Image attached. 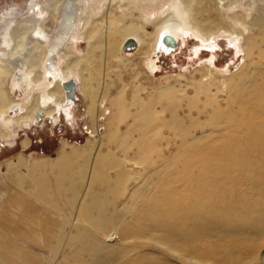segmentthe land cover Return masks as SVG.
Instances as JSON below:
<instances>
[{
    "label": "bare ground",
    "instance_id": "6f19581e",
    "mask_svg": "<svg viewBox=\"0 0 264 264\" xmlns=\"http://www.w3.org/2000/svg\"><path fill=\"white\" fill-rule=\"evenodd\" d=\"M0 7L2 139L15 137L13 127L33 125L35 114L47 116L53 123H57L59 111L69 118L76 87L85 89L87 79L81 74L98 49L103 59L125 64L129 60L122 50L126 40H133L134 47L149 59L153 51L169 54L177 50L179 42L191 34L199 37L203 45L219 34L227 36L231 43L241 35L231 27L240 22L237 13L226 16L212 0H5ZM262 22L263 19L253 18L252 24L258 26ZM147 25L152 27L150 32ZM164 35L174 39V48L161 42ZM78 40L87 45L81 57L67 47L75 50ZM242 51L247 64H242L236 78L235 75L222 82L229 88L225 107L211 94L219 82L212 80L206 66L203 70L207 73L196 81L198 88L186 98L188 111L201 95L203 103L211 107L210 114L205 106L198 113L209 119L212 128L222 129L218 144H207L202 137L185 141L182 147L190 153L185 171L173 177L174 163H165L167 177L154 169L152 174L159 183L151 196H144L150 181H131L130 187L124 188L126 202L116 215L108 214L98 192H89L88 199L80 195L79 184L91 176L92 182L98 176L102 182L122 185L138 160L151 164L147 154L160 150L157 142L163 126L162 109L156 110L139 97L134 96L129 107L120 92L106 99L110 108H105L108 118L100 136L105 141L100 140L99 145L87 140L83 146L74 147L62 141L54 157L27 159L18 153L0 163V264H98L100 256L118 244V240L112 243L117 233L122 241L130 237L154 240L156 230L165 234L168 248L179 251L177 245L181 241L173 236L189 243L214 225H218L216 231H222L233 228L236 221L249 224L230 209L219 211L208 206L205 189L210 185L208 176L247 167L248 160H242L243 156L264 147V32L258 33L257 29L244 36ZM66 80L75 82L73 98L62 89ZM103 83L102 78L100 85ZM170 90L173 88L163 93L167 95ZM178 91L183 92L182 86ZM10 93L23 98H12ZM88 98L86 115L94 121V101ZM174 124L179 135L185 137L180 118H175ZM106 142L116 143L117 151L106 147L100 152L98 149ZM28 145L27 139L21 142L23 149ZM208 151H220L225 163L216 165ZM79 159L84 161L80 166ZM196 166L199 173L189 174ZM107 168L115 170L114 177L107 174ZM54 169L69 172L75 195L64 200L56 197L63 176L51 177ZM202 179L204 182H200ZM173 180L184 184V194L172 189ZM123 216H129V221L122 222ZM251 230L247 228L248 232ZM180 253L193 254L186 245ZM143 260L141 257L138 262Z\"/></svg>",
    "mask_w": 264,
    "mask_h": 264
},
{
    "label": "rangeland",
    "instance_id": "374dc122",
    "mask_svg": "<svg viewBox=\"0 0 264 264\" xmlns=\"http://www.w3.org/2000/svg\"><path fill=\"white\" fill-rule=\"evenodd\" d=\"M22 1L24 0H16L17 3ZM212 1L215 2L218 11L226 16L237 13L240 22L231 26L241 33L237 40L231 43L227 36H219V34L218 37L215 36L212 41L203 45L199 37L191 34L184 39V42H179L177 50L169 54H158L153 51L149 59L137 50V46L123 50L129 59L125 64L112 63L108 57L103 59L101 50H96L91 64L89 63L81 74L87 79L85 89L80 91L79 87H76L74 106L70 110L71 116L66 118L62 111H59L57 123H53L49 117L38 115L35 123L29 128L13 127L11 131L15 133L14 138L2 139L0 135V163L18 153L27 159L54 157L62 141L74 147L83 146L87 140L99 145L101 141H105L101 140L100 136L105 131L108 118L104 113L105 108H110L109 101L106 99L120 92L128 107L135 96L143 99L156 110L162 109L163 126L157 142L160 150L150 151L147 154V159L151 164H147L142 158L138 160L137 166L133 167V170L129 169L128 177L122 185H114L112 181L102 182L98 176L91 182V176L80 182V195L88 199L89 192H98L106 204L108 214L116 215L126 202L127 193L124 192V188H129L131 181L140 182L142 180V183L150 181L151 186L147 187L144 196H151L155 194V185L159 183V180L152 174L154 169L161 170L162 175L167 177L169 173L163 170V167L165 163H174L173 177L176 173L184 172L190 155L182 147L185 141L192 142L202 137L207 144L216 145L223 134L222 129L212 128L208 124L209 119H203V114L198 113V109L204 106L207 112L211 113V107L203 103L202 95L194 102L196 107H191L193 109L190 108L189 111L186 108V98L192 97L194 90L198 88L196 81L201 75L207 73L203 67H209L212 80L219 82L215 85L216 87H212L211 94L219 100L222 107H225V96L229 88L227 83L222 82L235 75L236 78L240 67L247 64L246 61L244 62L242 51L244 36L256 33L257 29L258 33L264 32L263 22L258 26L252 24L253 18L264 20V0ZM227 7L232 8L227 10ZM239 23H242V26ZM151 30L152 27L147 25V31ZM78 42L75 50L67 47L68 51L81 57L85 55L87 45L84 40H78ZM195 48L198 49L194 50ZM253 58H256V55H253ZM247 59L249 60V57ZM78 78L81 80L80 75ZM102 78L104 79L103 86L100 85ZM180 86L183 92L178 91ZM167 88H173V90L165 95L163 92ZM85 92L94 101L92 104V109L96 112L94 121H90L86 115V107L90 101ZM10 95L12 98H23L17 94L10 93ZM175 118H180V128L186 133L185 137L179 135L174 124ZM120 127L122 131L123 124H120ZM0 132L4 131L0 129ZM24 139L29 141L25 149L21 146ZM120 140L127 142L124 138ZM232 143L239 144L240 142L233 141ZM115 144L106 142L104 147L98 150L104 152L106 147H110L116 152ZM258 149H254L256 151L248 156H243L242 160H248L247 167L237 168L226 174L208 176L210 185L205 188L208 206L211 205L219 211L230 209L236 217L247 220L249 224L242 225L236 221L232 230L222 231H216L218 225H214L205 230L207 233L200 237L197 236L189 243L173 236V239L181 241L177 245L179 251L168 248L165 243L167 241L165 234L159 230L153 233L154 240L130 237L122 241L117 233L112 243L118 240V244L111 252L100 256L98 264H264V147H258ZM208 153L217 161L216 165L225 163V156L220 151H208ZM80 161L81 159L77 162L79 166L84 162ZM115 173L114 169L107 168L109 176L114 177ZM198 173V166L189 172V174ZM51 177L60 178L57 198L59 196L64 200L75 195L73 188L75 184H71L68 178L69 172L54 169ZM187 177L190 178V175ZM173 181L172 189L184 194L186 191L184 184ZM183 182L186 183V178ZM200 182H204V179ZM141 205L140 202L137 206L141 207ZM129 219V216H123L121 221L126 223ZM187 224L194 226L192 222ZM248 227L252 229L249 232ZM234 236L237 238L234 239ZM184 245L189 247L192 255L180 253ZM141 257L144 260L139 263L138 259Z\"/></svg>",
    "mask_w": 264,
    "mask_h": 264
},
{
    "label": "water",
    "instance_id": "95a60500",
    "mask_svg": "<svg viewBox=\"0 0 264 264\" xmlns=\"http://www.w3.org/2000/svg\"><path fill=\"white\" fill-rule=\"evenodd\" d=\"M161 42L163 44H167L169 47L174 48L175 46V41L171 36L164 35L161 38ZM134 47V41L133 40H126L123 45H122V50H126L129 48ZM75 87V82L73 80H66L65 82L62 83V89L65 91L66 96L69 98H73V91ZM38 114H35V117H37Z\"/></svg>",
    "mask_w": 264,
    "mask_h": 264
},
{
    "label": "flooded vegetation",
    "instance_id": "af4514ba",
    "mask_svg": "<svg viewBox=\"0 0 264 264\" xmlns=\"http://www.w3.org/2000/svg\"><path fill=\"white\" fill-rule=\"evenodd\" d=\"M3 1H5V0H0V2H3ZM16 1V0H15Z\"/></svg>",
    "mask_w": 264,
    "mask_h": 264
}]
</instances>
